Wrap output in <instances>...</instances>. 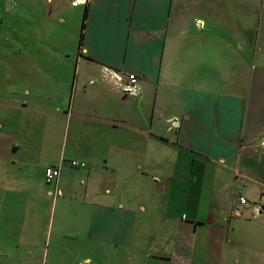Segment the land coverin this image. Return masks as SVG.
Segmentation results:
<instances>
[{
  "label": "crops",
  "instance_id": "1",
  "mask_svg": "<svg viewBox=\"0 0 264 264\" xmlns=\"http://www.w3.org/2000/svg\"><path fill=\"white\" fill-rule=\"evenodd\" d=\"M86 3L81 47L59 49L74 66L26 68L25 43L0 56V264L39 250L73 264H264V0ZM47 9L31 20L65 23ZM107 67L140 76V108Z\"/></svg>",
  "mask_w": 264,
  "mask_h": 264
},
{
  "label": "rangeland",
  "instance_id": "2",
  "mask_svg": "<svg viewBox=\"0 0 264 264\" xmlns=\"http://www.w3.org/2000/svg\"><path fill=\"white\" fill-rule=\"evenodd\" d=\"M38 1L36 0V3L34 6H31L29 8H26V5L23 4V0H0V56L5 54L7 51H9L11 54H18L19 46L24 47V44L26 46H30L33 49V53L31 55V59L29 60L28 56L27 58L24 57V64L26 68L31 67L33 69L36 65V63H43L41 66L45 65V68L48 71L50 69H54V72L57 73V75L60 74L62 69V65L70 64L74 66V62L72 63V60L64 56L60 53L59 49L62 51H66L65 54L70 53V49H75L78 41H80V31L81 26L83 24V10H85V6L80 7H73L70 3V0H66L65 5L62 8H58V6H53L51 4H45V7L50 9L52 18L56 20L58 17V13L62 16H65V23L57 24L55 21L51 22H42L41 20H31V14H35L39 17V14H43V9H45L44 6L38 5ZM59 9V10H58ZM40 19V17H39ZM257 24H261L259 20L256 21ZM44 24V32H42V40L37 38L35 34V30L37 27H42ZM25 25L29 26L26 27L25 31ZM33 28H31V27ZM29 28L28 32L27 29ZM63 28V30H61ZM60 33V34H59ZM23 35L26 36L22 37ZM41 45V46H40ZM79 45V43H78ZM35 48L42 49L40 52V55L34 54ZM58 50V53L56 52ZM10 61H17L19 62V59L15 57V59L10 58ZM26 63H29L30 67L27 66ZM54 64V65H52ZM34 73V72H33ZM41 77V75H40ZM96 84H103L99 78H97L95 81H93L90 85ZM89 85V86H90ZM104 85V84H103ZM107 86V85H104ZM110 88L109 86H107ZM111 89V88H110ZM116 89V88H115ZM116 89L115 91H117ZM119 94V93H118ZM121 95V94H119ZM123 96V95H121ZM139 97H132L130 96L129 99L126 101V104H128L130 107L135 108L134 110H137L140 108V104L138 103ZM1 111V109H0ZM49 120L42 119V122H40L39 118L34 119L33 123L37 125L38 128H46V125L48 124ZM72 127L76 124V121H72ZM131 127L137 128V125L132 124ZM146 128L145 126H143ZM157 127V124H154L153 129ZM32 135H36L39 131L32 129ZM127 134L131 133V130H126ZM72 130L70 135V143H68L69 149H75L76 150V143H74L73 137H72ZM85 143L88 142L89 139H85ZM73 141V145H71ZM61 148V146L59 147ZM58 148V150H60ZM153 152L156 151L154 144L153 147L150 148ZM91 150V149H90ZM167 150V148H166ZM88 149L83 144L81 150H77V153L80 152H87ZM73 152V151H72ZM151 156V155H150ZM73 159V156H70V152L68 151L67 160ZM46 161V160H45ZM73 161V160H70ZM71 164V162H69ZM147 166L146 163H143ZM142 164V165H143ZM72 166V165H71ZM156 167H146L145 169L138 170L141 177L144 178L145 181L150 182L153 176L157 174V171L155 170ZM160 169V168H159ZM156 181L157 179H153ZM45 184L46 183L45 181ZM48 187V185H46ZM51 186V185H50ZM49 186V188H51ZM44 187V186H43ZM41 249V247H40ZM74 260H66V259H50V258H43L41 250H39L38 256L31 257L30 260H28V264H73ZM26 264V263H25Z\"/></svg>",
  "mask_w": 264,
  "mask_h": 264
},
{
  "label": "built area",
  "instance_id": "3",
  "mask_svg": "<svg viewBox=\"0 0 264 264\" xmlns=\"http://www.w3.org/2000/svg\"><path fill=\"white\" fill-rule=\"evenodd\" d=\"M86 1L87 0H71V3L73 4V6H78L80 4H86ZM102 78L108 83H111L116 89H118L117 91L122 95L136 97L141 94V78L134 72H124L107 67L105 69L104 75H102ZM261 145L264 146V141L261 142ZM71 165L75 168L86 167L84 162H80L77 160L71 161ZM45 176L47 183L55 184L59 182L61 176V168L59 166L49 165L45 169ZM237 191L240 192L241 187L238 188ZM240 200L242 202L246 201V199L241 196Z\"/></svg>",
  "mask_w": 264,
  "mask_h": 264
},
{
  "label": "trees",
  "instance_id": "4",
  "mask_svg": "<svg viewBox=\"0 0 264 264\" xmlns=\"http://www.w3.org/2000/svg\"><path fill=\"white\" fill-rule=\"evenodd\" d=\"M88 3L85 4V10H83V24L81 26V31H80V41H78L79 43V47H81L82 45V41L84 40V35H85V27L87 26V16H88V10L89 7L87 5Z\"/></svg>",
  "mask_w": 264,
  "mask_h": 264
}]
</instances>
